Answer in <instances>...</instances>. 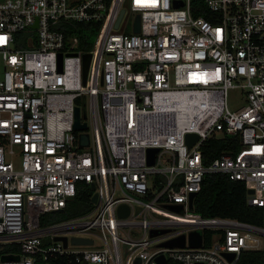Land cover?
Masks as SVG:
<instances>
[{
	"label": "built area",
	"instance_id": "1",
	"mask_svg": "<svg viewBox=\"0 0 264 264\" xmlns=\"http://www.w3.org/2000/svg\"><path fill=\"white\" fill-rule=\"evenodd\" d=\"M128 13L139 15L136 31ZM79 21L99 22L85 53L59 28ZM0 38V264H160V254L165 264H237L246 249L264 264V0H0ZM229 89L242 95L233 109ZM186 133L196 134L190 144ZM213 133L238 146L205 164L201 145ZM207 172L243 181L262 222L189 207ZM80 181L94 184L91 209L40 223ZM181 234L183 244H161Z\"/></svg>",
	"mask_w": 264,
	"mask_h": 264
},
{
	"label": "trees",
	"instance_id": "2",
	"mask_svg": "<svg viewBox=\"0 0 264 264\" xmlns=\"http://www.w3.org/2000/svg\"><path fill=\"white\" fill-rule=\"evenodd\" d=\"M194 5L201 6V0H192ZM193 12L196 11L194 10ZM99 22L79 21L74 24L59 26L66 34L79 37V47L83 53L91 47ZM238 146L235 135L213 133L201 145L203 163L207 164L224 149L234 151ZM91 187L83 181L78 182L74 195L66 200L64 207L55 211L44 212L39 221L44 224L50 221L65 219L86 213L91 209ZM192 209L203 216L231 217L252 224L262 222L261 206L248 204L245 185L241 180H232L225 173L207 172L204 174L199 188L192 201ZM203 240H209V231H203ZM262 255L259 250L246 249L240 253L237 264H261ZM46 264H81L69 260L67 256L49 259ZM170 264V262L168 263Z\"/></svg>",
	"mask_w": 264,
	"mask_h": 264
},
{
	"label": "water",
	"instance_id": "3",
	"mask_svg": "<svg viewBox=\"0 0 264 264\" xmlns=\"http://www.w3.org/2000/svg\"><path fill=\"white\" fill-rule=\"evenodd\" d=\"M123 8L120 9V12L114 22V26L116 27L117 24H118V21L123 13ZM139 15L136 14L135 17H134V22H133V27H132V30L133 31H136L138 29V23H139ZM33 27L36 26V21L33 23L32 25ZM58 56L60 58V53H58ZM88 58H89V55L88 54H84L83 55V60H82V63H83V71L86 69V66H87V63H88ZM58 66H60V60H58ZM85 114H86V111H85V103H84V100L82 101V105H81V116L82 117H85ZM73 128L75 130H82V129H85L86 128V122L85 121H80V108L79 106H75L74 107V121H73ZM186 137V142L187 144H190L192 142V140L196 137V134L194 133H186L185 135ZM78 142L81 144V145H86L88 143V134L87 132L85 131H80L78 132ZM155 148H148V151L149 153H152L154 152ZM148 162H151V157L149 158ZM90 187L91 189L94 188V184L93 183H90ZM248 191H251L252 189H247ZM195 193L194 192H190L189 194V201H188V206L189 207H192V201H193V197H194ZM96 199V192H92L91 196H90V200L93 202L95 201ZM168 207L172 208V209H175V210H180L181 209V204L180 203H171V204H168L167 205ZM123 209H124V205H120L118 210H119V213L121 214H125L123 213ZM125 212V211H124ZM156 231L155 230H152L151 231V234H155ZM55 239H61L63 241V244L66 243V237L65 236H55L54 237ZM188 239H189V243L191 245H199L200 244V241H201V235L198 231L196 230H192L189 232V235H188ZM71 241L72 242H76V243H85V242H90V239L89 238H86V237H81V236H72L71 237ZM184 242V236L181 234L180 236H177V237H174V238H171L169 240H166L164 242H162L161 244H164V245H173V244H183ZM225 255L227 256V258H231L233 256V252H226ZM2 259H17L18 258V255L17 254H3ZM157 260L159 261L160 264H165V259L164 257L160 254L157 256ZM139 263V260L138 258L135 260V263L134 264H138Z\"/></svg>",
	"mask_w": 264,
	"mask_h": 264
},
{
	"label": "rangeland",
	"instance_id": "4",
	"mask_svg": "<svg viewBox=\"0 0 264 264\" xmlns=\"http://www.w3.org/2000/svg\"><path fill=\"white\" fill-rule=\"evenodd\" d=\"M126 16H127V21L132 20L131 14L128 13ZM126 16L124 15L123 19H125ZM125 30L130 31L129 28H126ZM2 69H3V61H2V58L0 55V73L2 72ZM241 101H242L241 93L236 91V89H229L228 94H227V105H228V107L230 109H233V108L237 107L238 105H240ZM78 246H83V245H78ZM36 264H39V263H36ZM87 264H102V263H100V262H88Z\"/></svg>",
	"mask_w": 264,
	"mask_h": 264
},
{
	"label": "flooded vegetation",
	"instance_id": "5",
	"mask_svg": "<svg viewBox=\"0 0 264 264\" xmlns=\"http://www.w3.org/2000/svg\"><path fill=\"white\" fill-rule=\"evenodd\" d=\"M131 15L135 17L136 13H131Z\"/></svg>",
	"mask_w": 264,
	"mask_h": 264
},
{
	"label": "snow or ice",
	"instance_id": "6",
	"mask_svg": "<svg viewBox=\"0 0 264 264\" xmlns=\"http://www.w3.org/2000/svg\"><path fill=\"white\" fill-rule=\"evenodd\" d=\"M0 39H2V38H0Z\"/></svg>",
	"mask_w": 264,
	"mask_h": 264
}]
</instances>
